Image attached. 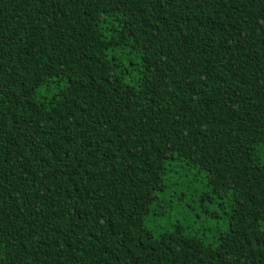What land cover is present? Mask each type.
Returning a JSON list of instances; mask_svg holds the SVG:
<instances>
[{
	"label": "trees",
	"instance_id": "16d2710c",
	"mask_svg": "<svg viewBox=\"0 0 264 264\" xmlns=\"http://www.w3.org/2000/svg\"><path fill=\"white\" fill-rule=\"evenodd\" d=\"M262 146L264 0H0V264H264ZM178 159L215 246L144 226Z\"/></svg>",
	"mask_w": 264,
	"mask_h": 264
},
{
	"label": "rangeland",
	"instance_id": "374dc122",
	"mask_svg": "<svg viewBox=\"0 0 264 264\" xmlns=\"http://www.w3.org/2000/svg\"><path fill=\"white\" fill-rule=\"evenodd\" d=\"M121 53L119 51L116 58ZM120 59L129 67L125 80L135 83L139 79L137 63L128 65L123 57ZM259 156L264 162V146L259 148ZM170 165L165 175L166 192L157 194V200L151 205L144 220L145 228L152 235L158 236L161 232L180 227L185 233L197 235L206 245H217L219 236L229 229V198L217 197L211 192L206 173L198 166L188 165L183 159ZM174 193L184 194V200L179 202L173 197ZM202 196L206 197L204 201H200ZM261 229L264 231V225Z\"/></svg>",
	"mask_w": 264,
	"mask_h": 264
}]
</instances>
